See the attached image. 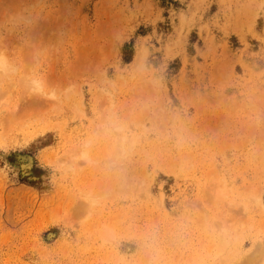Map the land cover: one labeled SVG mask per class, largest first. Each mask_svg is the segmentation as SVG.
<instances>
[{
	"label": "rangeland",
	"instance_id": "374dc122",
	"mask_svg": "<svg viewBox=\"0 0 264 264\" xmlns=\"http://www.w3.org/2000/svg\"><path fill=\"white\" fill-rule=\"evenodd\" d=\"M0 59V264L257 263L264 0H0Z\"/></svg>",
	"mask_w": 264,
	"mask_h": 264
},
{
	"label": "bare ground",
	"instance_id": "6f19581e",
	"mask_svg": "<svg viewBox=\"0 0 264 264\" xmlns=\"http://www.w3.org/2000/svg\"><path fill=\"white\" fill-rule=\"evenodd\" d=\"M6 68H7V64L4 62V60H1L0 59V70H2V71H6ZM22 153V152H21ZM32 162V158H31V156H29V155H25V154H17L16 155V164H20V166H21V168H25V167H27V166H29L30 165V163ZM14 163V162H13ZM80 207V206H79ZM81 208V207H80ZM259 247H260V249H262V251L259 249ZM258 247V249H259V252L258 253H260V252H262L261 254H257L258 256H260V257H254V255H256V253L254 254V253H252V256L255 258V260H253V258H250L249 256V258L251 259V260H245L246 261V263H247V261H249V262H251L252 260H253V262L254 261H256L257 263H254V264H259V262H261V261H258L259 259L260 260H262V259H264V257H263V251H264V242H263V244L262 245H260ZM256 251V250H255ZM246 258H247V256H246ZM262 258V259H261ZM262 264L264 263V261L262 260V262H261ZM260 263V264H261ZM243 264H245V262L243 263ZM249 264H253L252 262L251 263H249Z\"/></svg>",
	"mask_w": 264,
	"mask_h": 264
}]
</instances>
